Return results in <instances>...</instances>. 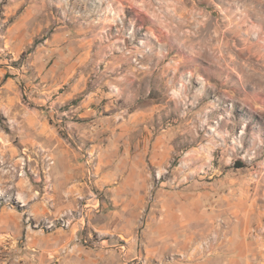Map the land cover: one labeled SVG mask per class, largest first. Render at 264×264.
I'll use <instances>...</instances> for the list:
<instances>
[{
    "label": "rangeland",
    "instance_id": "rangeland-1",
    "mask_svg": "<svg viewBox=\"0 0 264 264\" xmlns=\"http://www.w3.org/2000/svg\"><path fill=\"white\" fill-rule=\"evenodd\" d=\"M9 169L0 264L93 260L109 202H181L199 250L264 264V0H0Z\"/></svg>",
    "mask_w": 264,
    "mask_h": 264
},
{
    "label": "crops",
    "instance_id": "crops-1",
    "mask_svg": "<svg viewBox=\"0 0 264 264\" xmlns=\"http://www.w3.org/2000/svg\"><path fill=\"white\" fill-rule=\"evenodd\" d=\"M109 204L91 247L96 257L83 264H252L246 247L199 250L190 221L180 212L181 202Z\"/></svg>",
    "mask_w": 264,
    "mask_h": 264
},
{
    "label": "bare ground",
    "instance_id": "bare-ground-1",
    "mask_svg": "<svg viewBox=\"0 0 264 264\" xmlns=\"http://www.w3.org/2000/svg\"><path fill=\"white\" fill-rule=\"evenodd\" d=\"M139 14H141V13H139ZM11 160H13V159H11ZM19 163H20V161L13 160L14 167L17 168ZM16 173H17V171L15 169H9L5 173L0 172V180L4 181L5 178H9V179L13 180V178L16 177ZM23 182H24L23 177H20L19 180L16 183H14V185L12 184L13 186L10 189H7L5 192H3V190L0 189V193L9 194L15 188L26 190L27 186H25ZM14 198L16 199V201L14 200V202H18V203L22 202L23 204H26L27 198L20 191H18V193L16 194V196ZM0 205L2 207L1 208L2 211L0 212V222L10 221L14 215V213L12 212L13 209L11 210V209L7 208L6 206H4L3 203H0Z\"/></svg>",
    "mask_w": 264,
    "mask_h": 264
}]
</instances>
